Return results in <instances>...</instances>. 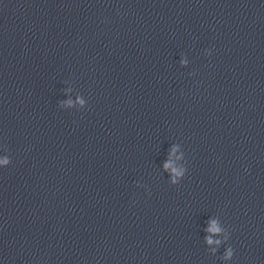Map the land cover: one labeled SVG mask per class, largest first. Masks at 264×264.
I'll return each instance as SVG.
<instances>
[{"label":"clouds","instance_id":"obj_1","mask_svg":"<svg viewBox=\"0 0 264 264\" xmlns=\"http://www.w3.org/2000/svg\"><path fill=\"white\" fill-rule=\"evenodd\" d=\"M5 163H6V161H5ZM166 167H167V165H166ZM212 231H218V229L213 228ZM211 242H212V241L209 240V243H211Z\"/></svg>","mask_w":264,"mask_h":264}]
</instances>
